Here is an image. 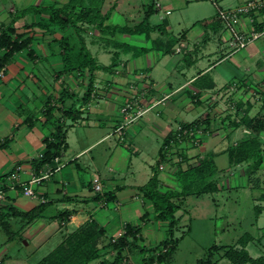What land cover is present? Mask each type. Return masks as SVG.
<instances>
[{
	"label": "crops",
	"instance_id": "obj_1",
	"mask_svg": "<svg viewBox=\"0 0 264 264\" xmlns=\"http://www.w3.org/2000/svg\"><path fill=\"white\" fill-rule=\"evenodd\" d=\"M68 1L33 0L31 5L46 6L54 3L63 4ZM245 1L247 0H238L236 4L228 5V7L236 6ZM12 4V7L8 8L7 21L12 19L13 14L17 10L30 6L29 4L17 7L13 0ZM0 7L5 9L1 3ZM169 7L170 4H167L164 9L162 5L161 11L166 16H163L162 19L170 32L168 29L170 28L168 15L172 13V10ZM167 11L170 12L167 13ZM0 14H2L1 11ZM215 15H217V12L208 18L210 19ZM255 18L256 23L253 25L251 18L244 16L241 28L247 30L259 28L258 22L261 21L262 17ZM38 19V16L28 14L17 20L18 32H26L32 37V42L29 48L17 52L13 60L0 71V144L6 141L8 143L6 146H0V176L17 168L16 179L11 176L0 179V190H3V187L4 189L6 188V198L0 201V212L3 211L1 207L7 204L16 207L18 210L28 211L41 203L39 199L25 195L24 187L31 183L34 176L40 174L46 168L37 173L30 160L43 154L45 150L44 139L55 131V126L50 121L52 118L47 114V108L52 105L70 107L76 100L82 98L88 85L87 71H75L71 74L59 75L64 67V52L59 42L62 33H50L39 27L26 28V23L30 24ZM3 24V21L0 22V27ZM205 35V40L207 41L203 45L193 49L196 45L195 42L191 48L185 49L184 55L188 57V60L184 59L185 65L198 67L197 72L189 78H186L187 73H185L184 68H181L177 75H174L173 73L177 70L180 61L176 64V61L168 56L169 53L164 54L162 51L159 52L164 56H158L156 62H153L149 57L147 64H145L144 56L148 55L149 52L134 57L131 53L120 51L119 64L115 68L99 69L98 71H105L111 75L106 76L100 82L96 79L90 99L80 101L78 104V107L83 112L82 117L79 120L68 121L70 125L67 131L68 146L60 156L62 167L40 184H32L40 196L47 198L49 204L46 207L45 215L28 225H25V221L21 217L11 216L8 218L11 228L10 220L14 221L16 226L21 227V230H25V236L34 237V235L45 231L52 223L57 222L58 231L64 237L67 232L73 231L94 218L105 226L106 234L99 241L102 255L92 264H111L116 257V251L109 244L125 233L127 224L138 225L142 223V229L139 234L140 239L137 241L138 246L125 250L123 253L124 259L119 264H164L163 262H152L150 260L151 253L141 251V247L150 248L162 241L159 238L158 244L150 242L158 231L149 227L148 222L150 221L151 213L154 214V218L156 213L153 205L145 199L143 193L137 188L142 185L127 182L125 176H122L121 179L123 180L119 182L120 178L116 177L119 172L113 167L111 158H106L101 163L93 155V150L101 144H106L111 139L114 129L123 119L120 112L121 107L126 102L134 99L138 100L140 105L149 107V110H157L160 118L156 120L159 127H156L155 130L164 137V140L175 131L176 126L180 122H191L205 117L209 113L213 117L212 129L216 120H221V118L214 114V110L210 109L209 103L211 102H225L229 96H231V99L227 100L229 102L247 100L246 102L248 103V100L253 102L254 98L256 100L259 97L263 99L264 76L262 75L264 73V61L258 55L261 53L262 45H264V37L261 38L263 39L261 42L253 43L245 48L243 50L244 53L241 50L230 53L227 41L228 33L224 26L219 31H215L212 25L207 28L204 27L202 37ZM128 36L119 35L118 39L127 42L123 38L125 37L127 40ZM213 36L218 37L220 42L222 41V48L217 51L203 52L201 47H207ZM187 39L186 34V37L181 42L186 44ZM95 44L98 46V53L111 52L113 55L115 48L102 47L97 42H93L90 45ZM177 53L181 52L174 51L170 54ZM129 55L131 57H128ZM123 56L127 57L124 58ZM166 60L167 63L165 62L164 66L170 74L165 79H157L155 70ZM97 61L99 62L98 59ZM200 74H207L208 76L205 82L200 87H197L194 81ZM197 91L201 93L199 104H196L190 95L191 92L195 93ZM61 95H65L63 101H61ZM188 98L194 104L191 107L187 104L186 100ZM147 103H150V105L147 106ZM181 107L186 110H193L192 108L196 110L201 108L202 110L193 120H179L173 126L172 119H177V114L181 113ZM54 115L55 117L60 116L61 111H56ZM108 121L110 122V128L113 130L112 132L106 130ZM94 126L99 127L98 130L94 129ZM71 131L76 135L75 139H71ZM206 132L209 133L210 131ZM203 143L202 148H199L194 146L189 140L181 141L179 147L186 151L188 157L191 158L190 162H196L207 153L214 152L217 154L215 157L217 164L218 156L224 154L222 151L225 149L220 151L214 149L204 152L202 149L205 148V142ZM110 144L105 147V151L110 148L113 152V145ZM100 161L102 160L100 159ZM166 165H168L170 172L173 173L175 166L172 163H166ZM247 165V163L237 166L228 165V170L231 172L238 167L247 168ZM52 166L56 167V163ZM217 167L216 178L219 179L220 189L207 194L218 193L225 188L232 189L237 186H233L230 183L226 186V182L223 180L226 174L222 173L225 169L220 168L218 164ZM263 172L264 164L258 173L262 174ZM152 175L153 169L152 174L147 176V182ZM244 175L247 176L245 173ZM106 179L109 180L112 188H108ZM261 180L262 188L257 189L249 183L247 176V185L251 186L248 188L254 190L253 197L257 201H264L262 195V192H264V176ZM97 183L102 184L103 191L98 192L95 190ZM117 188L119 189L115 194V200L105 202V200L95 199L97 194ZM258 190L260 191L258 192ZM65 209L73 210V213L68 221L60 222L56 216ZM263 212L264 205L255 204V222H258ZM142 219H144L143 222H141ZM155 220L157 219L155 218ZM263 239L264 237L260 240L262 241ZM138 253H142V256ZM0 259H4L5 264H7L6 257L3 258L2 254H0ZM22 264L30 263L24 261Z\"/></svg>",
	"mask_w": 264,
	"mask_h": 264
},
{
	"label": "trees",
	"instance_id": "obj_2",
	"mask_svg": "<svg viewBox=\"0 0 264 264\" xmlns=\"http://www.w3.org/2000/svg\"><path fill=\"white\" fill-rule=\"evenodd\" d=\"M108 0H69L63 4L51 5H30L24 9H19L13 14L12 19L1 25L0 27V71L3 70L12 60L17 52L30 47L32 37L26 32L19 33L16 22L18 19L33 14L39 19L32 23H26V28L39 27L50 33L61 32L60 46L63 49L64 67L59 75L71 74L75 71H87L88 85L85 94L82 98L76 100L70 107L49 106L47 114L51 116V123L55 126V131L44 139L45 150L43 154L30 160L37 173L40 172L47 164L54 165V159L61 156L67 148V131L69 128V120H79L82 117V110L78 107L80 101L90 99L91 93L97 79L96 71L99 69H113L119 64L120 51L131 53L136 57L150 50L162 51L168 54L175 51V46L186 37V33L176 36L169 32L166 24H152L150 17L158 12V8L153 0H149L142 6V14L139 19L133 20L131 16L133 11L138 8V4L133 0H113L112 4L105 8ZM123 2V3H122ZM127 8V11L121 9V6ZM137 4V6H135ZM133 6V9L128 7ZM121 13L128 19L124 23L111 21L114 12ZM125 18V19H126ZM195 24H200L207 28L213 26L215 31H219L223 27L222 20L218 14L210 19L197 21ZM92 28V29H91ZM260 28V27H259ZM93 30V36L105 44L104 46L115 48L112 55V62L109 66L100 64L96 57L92 54L85 39V33ZM162 31L169 35L168 41L153 38L152 34L156 31ZM119 35H144L150 42L149 46H138L124 42L118 39ZM31 52V50H30ZM188 60L187 55L184 56ZM207 74H200L194 81L197 87L207 79ZM191 98L196 104H199L201 93L197 91L191 92ZM65 95H61L63 101ZM264 104V95H263ZM243 101L238 103V119L234 118L231 123L234 125L233 130L229 133L230 145L222 151L228 156L229 166H237L247 163L246 175L248 181L254 188H262V180L257 175L258 171L264 164V114L250 115V110L242 109ZM61 111V115L55 117V112ZM53 116V117H52ZM213 117L209 113L205 117L196 119L191 122H180L183 128L202 129L204 132L211 128ZM249 128L250 134H243L237 141L234 142V134L238 128ZM173 140V142H172ZM190 140L188 137L182 139L178 137L176 131L169 134L160 148L159 158L155 166H153V175L148 182L137 187L154 208L155 218L157 220L167 222V238L163 239L158 245L147 248L141 247L142 252H150V260L152 262H160L169 264L173 259V254L177 249V238L175 230L178 227L180 218L176 213L181 209L180 201L188 194H207L213 193L220 189L219 179L216 178L218 167L215 161L216 153H207L204 157H200L196 162H190L186 151L180 148L181 141ZM7 142V141H6ZM0 144L6 146L8 143ZM176 148V149H175ZM168 155H178L173 175L176 179L179 188H163V182L160 178V165L169 162ZM17 173V168L11 172L0 176V179L11 176ZM119 188L112 191H105L96 195V200H105L109 202L116 199V192ZM3 191H6V188ZM264 198V192H262ZM48 202H41L36 207L28 211L18 210L16 207L7 204L0 212V222L2 226L11 233V226L8 218L11 216L21 217L28 225L38 218L45 215ZM257 208V207H256ZM73 210L65 209L58 213L56 218L60 222L68 221ZM258 213V212H257ZM142 219L141 222H143ZM142 223L138 225L127 224L125 233L114 239L109 246L116 251V257L111 264H119L124 257L125 250L138 246L137 241L140 239V231ZM106 234L105 226L101 225L96 219H92L73 231L67 232L63 240L46 256H44L36 264H92L95 260L101 257L102 248L99 246L100 239ZM254 237L244 236L240 242L242 247L237 246H218L213 245L206 259H200L197 264H213L215 254L223 251L221 257L226 258L233 264H264V253L258 257L250 254L247 246L253 241ZM0 264H5L2 259Z\"/></svg>",
	"mask_w": 264,
	"mask_h": 264
},
{
	"label": "rangeland",
	"instance_id": "obj_3",
	"mask_svg": "<svg viewBox=\"0 0 264 264\" xmlns=\"http://www.w3.org/2000/svg\"><path fill=\"white\" fill-rule=\"evenodd\" d=\"M147 1L149 0H136L139 6L133 11L134 16H131L133 20L140 18L142 14L141 4ZM32 2L33 0H13V3H16L17 7L31 5ZM112 2L113 0H108L105 8H108ZM219 2L221 6L228 7V5L236 4L238 0H219ZM0 3L5 7V9L0 7L2 13L0 14V22L3 21L4 24H6L9 22L7 21V15L9 14L8 8L13 5L12 0H0ZM161 3L164 9L167 4H170L169 9L172 10V13L168 15L170 22V28L168 29L170 32L178 36L185 32L188 37L186 41L187 47L183 42L179 43L177 45L178 47H175L176 52L178 48H181V53L168 54L169 57H172L176 61V64L180 61L177 70L173 74L177 75V72L181 68H184L185 73H187L186 78H189L197 72L198 67L185 65V49L188 47L191 48L195 42L197 46L195 45L193 49H196V47L203 45L207 41L205 40L206 35L202 37L204 34V27L200 24L195 25V22L204 18L209 19L208 17L213 16L217 12V8L214 3L209 0H161ZM137 4H135V6H137ZM128 7L133 9L131 5ZM121 9L127 11V8H125L123 4ZM163 16H165L164 13L159 10L150 17V22L152 24L164 23L162 19ZM125 18L126 17L121 13L115 11L111 21L124 23L128 21V19ZM92 31L89 30L85 34V39L89 43L88 46L94 56L99 60V63L108 66L112 61V53H98L97 44L90 45L93 42H97L102 47L105 45H103V42L95 40L93 36L94 32L92 33ZM152 37L162 39L166 42L169 35L158 30L152 34ZM123 39L133 45H151L150 40L148 41L144 35L128 36L127 40L125 37ZM263 39L256 41L254 44L261 42ZM221 43L222 41L220 42L218 37L213 36L207 47L202 46L201 48L203 52L217 51L222 48ZM111 46L113 45L110 44L109 47ZM263 50L264 45H262L261 53L258 55L262 61H264ZM148 52L149 54L144 56L145 64H147L149 57L153 62H156L158 56H164L157 50H150ZM123 57L126 58L127 56ZM128 57L131 56L129 55ZM165 62L167 63V60L164 61L163 64L161 63L155 70L157 79H165L170 74L169 71H167L168 69L164 66ZM110 75V73L105 71L96 72L99 82ZM262 76H264V73ZM231 95L233 96V94ZM229 99H231V96H229L225 102L209 103L210 109H212V111L214 110V114H217L221 120H216L212 129L210 128L208 130L210 132H204L200 138V143L196 145L202 148L201 146H203V142H205V148L202 149L204 152L214 149L220 151L221 149H226L230 145L229 133L234 127L231 121L238 117L237 109L239 102L237 100L231 101L232 106H230V104H228L229 101H227ZM257 99L258 100L254 98L253 102L248 100V103L246 102L247 100L243 101L242 109L248 108L251 116L264 114L263 99L261 97ZM186 101L188 106L191 107L194 105L189 98ZM149 105L150 103H147V106ZM192 109L193 110H186L181 107V113L177 114L178 117L176 120L172 119V125L174 126L179 120L191 121L197 117L202 110L201 108L198 110L195 108ZM142 117L127 126V133L124 139H120L116 135H111V139L108 140L106 144H101L93 150V155H95L97 160L101 163L104 159L111 158L113 167L119 172V174L116 175L117 178H120L118 180L119 182L123 180L121 177L125 176L127 182L140 185L145 184L147 182V176L152 174L153 166H155L158 161L160 148L164 142V137L155 130L156 127H159L156 120L160 118V116L157 114L156 109H152L146 112L144 117ZM109 123L108 121L106 130L112 132L113 130L110 128ZM98 128L99 127L94 126V129L98 130ZM243 134L245 133L242 127L236 129L233 139L234 142ZM262 136L264 139V133ZM70 137L71 139H75L76 135L71 131ZM109 144L113 145V152L110 148L105 151V147ZM100 159L102 161H100ZM166 163L170 164V162H165L164 169L160 171L163 188H179L173 173L170 172ZM217 164L220 168L225 169L222 173L226 174L225 177H223L226 186H228L227 184L229 183L233 186H237L232 189L225 188L214 194H188L178 201L181 209L176 213L177 217L180 218L178 227L175 230L177 249L169 264H197L200 259L207 258L209 250L213 245L242 247L240 240L247 235L255 237V240L249 242L247 246L250 254L254 257H258L264 253V239L262 241L260 240L264 237V212L260 215L258 222H255V204L264 205V201L255 200L253 197L254 190L248 188L251 186L247 185V176L244 175V173L246 174V167H238L229 172L228 156L226 153L218 156ZM257 175L262 178L264 172L262 174L257 173ZM108 183L109 180L106 179V184L109 186L108 188H112V185ZM259 191L260 190H258V192ZM10 222L12 224L11 233H8L0 222V254H2L3 258L6 257L7 264H22L24 261L30 264H36L63 240L62 233L58 231L57 222L52 223L45 231L34 235V237L31 236L32 238L25 236V230L23 231L21 227L16 226L14 221L10 220ZM148 225L155 231H158L150 242L158 244L159 238L160 240L167 238V222L155 220L154 214L151 213ZM222 253L223 251H220L215 254L213 264H233L226 258H222ZM138 254L142 256V253Z\"/></svg>",
	"mask_w": 264,
	"mask_h": 264
},
{
	"label": "built area",
	"instance_id": "obj_4",
	"mask_svg": "<svg viewBox=\"0 0 264 264\" xmlns=\"http://www.w3.org/2000/svg\"><path fill=\"white\" fill-rule=\"evenodd\" d=\"M158 9H162V3L160 0H153ZM217 8V14L219 18L222 20L224 29L228 33V45L230 49V53H235L240 50L247 48L249 45L255 43L260 38L264 36V0H247L241 4L231 7H223L220 5L219 0H209ZM170 11H167L169 13ZM244 16H248L251 18L253 25L256 23L255 17H262L261 21L258 22L260 28H253L252 30H247L241 28V22ZM182 49L178 48L177 52H181ZM236 86V85H234ZM230 106H232L231 102H229ZM156 105V103H154ZM153 105V106H154ZM236 105V103H235ZM149 107H145L139 104V101L134 99L126 102L120 109L121 115L123 119L118 123L116 128L113 131V135H116L120 139H124L125 134L127 133L126 128L131 123L135 122L138 118L142 117L147 111ZM238 119V118H237ZM245 134H250L251 130L249 128H243ZM175 131L178 134V137L181 139L183 137H188L190 142L194 146L200 143V138L202 137L204 131L202 129L195 128H183L182 125H178ZM173 142V140H172ZM170 158L169 162L174 164L178 161V155H168ZM56 163V167L47 164L44 170L41 171L40 174L33 177L30 184L24 187L25 195L39 199L41 202H47V198L40 196L36 189L32 186V184H40L42 181L48 179L55 171L59 170L62 165L60 163V156L54 159ZM165 165L162 163L160 165L161 169H164ZM13 179L17 178V173L11 175ZM95 190L98 192L103 191V186L101 183H97L95 185ZM6 198L5 191L0 190V201H3ZM1 261V259H0Z\"/></svg>",
	"mask_w": 264,
	"mask_h": 264
}]
</instances>
